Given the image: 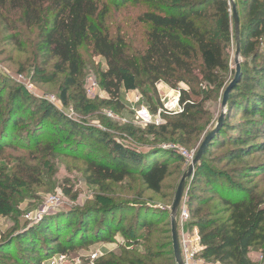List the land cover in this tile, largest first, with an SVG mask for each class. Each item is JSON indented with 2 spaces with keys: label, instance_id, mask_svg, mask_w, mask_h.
<instances>
[{
  "label": "trees",
  "instance_id": "trees-1",
  "mask_svg": "<svg viewBox=\"0 0 264 264\" xmlns=\"http://www.w3.org/2000/svg\"><path fill=\"white\" fill-rule=\"evenodd\" d=\"M113 1L117 5L130 0ZM10 3L24 10L27 24L37 23L43 15H47L42 14L45 5L51 11L47 20L48 32L39 43V48L48 61L56 60L54 72L67 73L66 87L76 85L82 70L78 47L89 39L92 19L97 16L103 20L108 9L101 7L98 0H10ZM157 5L154 11L139 17L146 25L145 43L140 50H131L122 36H110L100 24L92 40L94 51L106 62V70L98 75L99 86L111 99L121 102V91L141 90L144 85L154 88L159 82L174 88L184 84L186 87L178 88L180 111L169 114L172 117H166L164 124L147 126L145 132L130 126L125 129L129 135L136 137L141 133L153 135V130L158 128L160 134L157 138L165 141L175 136L178 143L187 144L193 133L192 123L197 120V111L202 109L204 101L225 90L226 78L232 71L228 54L233 39L231 6L228 0H158ZM241 7L245 9L243 22L240 23L241 70L230 92L222 125L211 142H215L226 130L225 141L235 145L228 154L233 161L245 156L249 147L261 148L264 144L249 143L254 134L264 133V0H249ZM237 10L239 13L238 7ZM66 87L61 94L62 106L67 105ZM21 95L22 92L17 89L12 94L10 115L2 131L4 139L0 140V153L4 147L16 142V129L26 130L28 140L37 150L45 148L69 155L68 148L73 142L79 147L80 141L73 137L81 126L55 106L26 110L33 117L30 122L21 116L15 118L25 107ZM237 115H241L242 119L235 122ZM87 133L86 137H97L108 150L104 158L92 154L83 158L85 173L92 183H121L136 177L145 190L161 194L166 188L165 182L170 181L172 184L167 189L170 192L168 202L171 203L179 180L174 175L181 176L183 173L180 174L177 166L170 171L167 160L156 158L162 153L161 148L152 147L148 151L129 149L106 133L97 136L90 129ZM42 135L49 137L41 140ZM92 149L96 150L95 147ZM168 153L171 157L174 154ZM203 158L192 177V184L198 186L203 183L213 193L219 192L220 205L225 207L222 212L226 216L201 213L212 199L187 192L191 213L188 227L197 228L201 248L199 255L214 264H252L248 257L250 247L258 240L264 241V199L253 193L251 188L242 187L245 191L242 195L232 194L233 187L225 185L231 178L226 173L205 170L201 164ZM173 159V163H178L176 157ZM1 171L0 179L4 178ZM249 174L240 173L238 177L246 179ZM24 185L25 182L20 185L21 188ZM20 197V190L0 180V215L14 211ZM194 203L198 206L191 209ZM135 204L129 206L134 218L128 225H124L123 216L116 218L120 206L108 203L95 208V213L91 212L92 208H87L70 214L68 218L60 219L58 215L41 219L32 228L16 231L17 236L13 239L9 235H1L0 264L2 261L6 263V258L16 264H42L47 256L64 253L77 243L108 240L115 231L121 232L124 238L122 253L100 264H176L174 254L165 256L163 244L153 240L152 234L159 232L154 215L143 212L147 206ZM167 211L163 210L160 215ZM65 230L67 238L61 240ZM144 241L147 242L146 248L142 246ZM14 242L18 248L12 255L10 247Z\"/></svg>",
  "mask_w": 264,
  "mask_h": 264
},
{
  "label": "rangeland",
  "instance_id": "rangeland-1",
  "mask_svg": "<svg viewBox=\"0 0 264 264\" xmlns=\"http://www.w3.org/2000/svg\"><path fill=\"white\" fill-rule=\"evenodd\" d=\"M113 2V0H98L101 7L108 9V13L103 20L97 16L92 19L89 39L78 47L82 63L81 74L76 79V85L66 87L67 73L54 72L53 65L56 60L48 61L39 48V43L48 32L49 21L47 20L51 11L45 5L42 14L47 13V15H43L37 23L27 24L22 8L12 6L10 0H0V140L4 139L2 131L6 128L10 115V101L16 89L22 92L21 97L25 107L14 116L15 118L21 116L26 122H30L33 117L26 110L34 111L36 108L55 106L63 115L81 126L80 131L73 137L80 141L79 147L76 142H73L68 148L69 155H62L60 152L45 148L37 150L32 141L28 140L26 130H14L18 136L16 142L4 147L0 153V169L4 176L0 180L20 190L21 197L14 211L0 215V236L9 235L13 239L18 231L34 227L41 219L47 220L49 217L58 215L60 219L68 218L70 214L87 208H92L91 212L95 213V208L108 203L120 206L119 211L116 212V218L123 216L124 225H128L134 218V212L129 206L139 203L147 206L143 212L154 215L153 220L159 232L152 234L153 240L163 244L162 252L168 256L170 253L173 254L169 217L172 201L168 202L170 192L167 189L172 182H165L166 188L161 194L145 190L136 177L125 179L121 183L108 181L101 185L92 183L85 173L83 158L86 154L104 158L108 150L97 140V137L96 139L86 137L87 131L90 129V132L97 136L106 133L111 139L124 144L129 149L148 151L152 147H159L163 151L156 158L161 161L167 160L170 171L175 170L174 166L179 167L182 174L189 166L206 134L216 125L221 114L223 90L204 101L202 109L197 111V120L192 123L193 133L187 144L178 143L175 136L165 141L157 138L160 134L158 128L153 130L155 132L153 135H142V133L136 137L129 135L125 127L130 126L134 130L145 132L147 126L164 124L166 117H172L169 114L179 112L178 88L186 86L179 84L177 88H174L162 82L156 83L154 88L144 85L141 90L121 91V102L111 99L100 88L98 75L100 71L106 70V62L94 51L92 43L100 24L110 36H122L131 50H140L145 43L146 25L140 21L139 17L145 12L154 11L158 6V0H130L117 5ZM235 2L239 9L240 23H242L245 9L241 6L243 3L247 4L249 0H235ZM232 34L233 39L228 49L232 71L226 78L227 85L234 77L232 73L235 71L234 29ZM93 80L97 86L90 88V82ZM65 87L67 105L62 106L61 94ZM136 95H140L141 99L133 103L132 100ZM149 97L150 99H147ZM240 116L237 115L235 122L242 119ZM221 133L204 155L201 163L203 168L226 173L231 179L225 185L228 188L229 185L233 187L230 188L235 196L245 193L243 187L251 188L253 193L261 195L264 199V144L261 148L249 147L245 156L233 161L228 154L235 145L225 141L226 130ZM47 137L49 136L42 135L41 140ZM141 137L143 140H140ZM256 142H264V133L254 134L249 143ZM168 152H173L175 155L171 157ZM175 157L178 163H173ZM246 172L251 173L246 179L238 177V174ZM176 176L180 180L182 175H174ZM24 182L25 185L21 188L20 185ZM188 191H192L196 196L212 199L202 208L201 213L210 212L218 217L226 216L222 212L225 207L220 205L221 194L213 193L203 183L198 186L192 184V178L187 180L181 206L184 205L188 210L190 209L187 204ZM51 198L57 200L58 205H50L48 199ZM197 206V203H194L191 209ZM165 209L168 210L167 213L160 215ZM94 216L95 214L91 217ZM141 236L144 237V232ZM66 238L65 230L62 232L61 240ZM123 245L124 238L121 232L115 231L108 240L77 243L73 249H68L64 253L47 256L42 264H100L103 260L121 255ZM142 246L146 248L147 242L144 241ZM17 248V243L14 242L10 247L12 255ZM94 253L96 257L93 259L91 256ZM248 257L252 264H264V241H256L250 247ZM2 264L16 263L6 258V263L2 261Z\"/></svg>",
  "mask_w": 264,
  "mask_h": 264
},
{
  "label": "water",
  "instance_id": "water-1",
  "mask_svg": "<svg viewBox=\"0 0 264 264\" xmlns=\"http://www.w3.org/2000/svg\"><path fill=\"white\" fill-rule=\"evenodd\" d=\"M231 6V17L233 22V29H234V40H235V52H234V62H235V74L234 77L230 80L229 84L226 86L225 90L222 94L221 100V114L216 122L214 128H212L202 140L199 148L196 151V154L192 158L189 166L183 172L176 190L174 194V198L172 200L170 209H169V217H170V232H171V240H172V249L174 254V259L176 264H183L180 244H179V234H178V223H177V215L178 211L181 207L183 196L185 193V188L187 184V180L191 179L195 173L197 166L199 165L201 159L206 154L210 143L212 142L214 136L216 135L217 131L220 129L226 108L229 99L230 92L236 82L238 81L239 73L241 70L240 66V18L239 13L237 10V6L235 0H228Z\"/></svg>",
  "mask_w": 264,
  "mask_h": 264
},
{
  "label": "built area",
  "instance_id": "built-area-1",
  "mask_svg": "<svg viewBox=\"0 0 264 264\" xmlns=\"http://www.w3.org/2000/svg\"><path fill=\"white\" fill-rule=\"evenodd\" d=\"M97 86V83L93 80L90 82V88ZM133 94V93H132ZM135 99V100H134ZM132 100L133 103H136L141 99L140 95H136ZM50 205H58L57 200L51 198L48 199ZM191 220L190 212L186 206L182 205L178 211L177 223H178V234H179V244L182 255L183 264H214L205 261L199 255L200 246L198 244V231L194 227L192 229L187 228L188 223ZM93 259L96 257V254H92Z\"/></svg>",
  "mask_w": 264,
  "mask_h": 264
}]
</instances>
